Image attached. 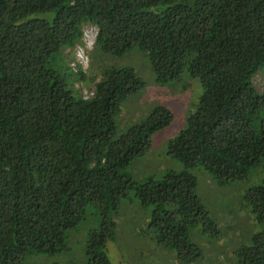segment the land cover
<instances>
[{
  "label": "trees",
  "instance_id": "1",
  "mask_svg": "<svg viewBox=\"0 0 264 264\" xmlns=\"http://www.w3.org/2000/svg\"><path fill=\"white\" fill-rule=\"evenodd\" d=\"M94 40L76 62L84 26ZM140 50L155 82L198 80L185 126L168 141L181 166L135 181L124 168L143 155L170 111L153 106L137 123L115 117L142 80L110 57ZM264 0H0V264L67 249L89 207L102 212L86 243L89 264H109L121 198L150 206L147 231L179 264H205L191 229L217 234L195 194V166L218 186L254 178L243 194L257 230L227 252L229 264H264ZM78 82L88 83L83 97ZM264 88V87H263ZM108 214V216H107ZM105 232V233H104ZM106 236V237H105Z\"/></svg>",
  "mask_w": 264,
  "mask_h": 264
},
{
  "label": "rangeland",
  "instance_id": "2",
  "mask_svg": "<svg viewBox=\"0 0 264 264\" xmlns=\"http://www.w3.org/2000/svg\"><path fill=\"white\" fill-rule=\"evenodd\" d=\"M90 26V25H88ZM84 26L83 30L86 29ZM110 64L131 66L143 85L122 103L115 122L118 128L139 122L156 105L166 107L171 114L168 125L150 134V146L147 151L135 157L125 168L135 181L147 175L160 176L167 170H179L180 164L167 153V143L185 126V119L194 108L201 91L197 79L188 77L184 72L177 80L157 83L154 80L146 56L134 48L119 57H110ZM88 67V62L83 70ZM258 90L264 89V79L260 73L253 78ZM88 83L78 82L81 93L88 92ZM191 172L196 177L195 194L199 198L207 215L216 223L217 234L199 227L191 229V241L199 246L205 255V264H229L231 248L249 243L250 235L257 230L243 194L255 179L228 183L218 186L201 166H195ZM132 191L121 198L115 214H110L114 222L111 237L105 236L104 254L109 264H179L174 252L158 245L147 231L150 206H140ZM108 216V214H107ZM102 212L87 207L83 221L66 235L67 249L52 255L41 253L26 254L22 264H89L86 255V243L91 233L99 234L106 230L101 224ZM105 233V232H104Z\"/></svg>",
  "mask_w": 264,
  "mask_h": 264
},
{
  "label": "built area",
  "instance_id": "3",
  "mask_svg": "<svg viewBox=\"0 0 264 264\" xmlns=\"http://www.w3.org/2000/svg\"><path fill=\"white\" fill-rule=\"evenodd\" d=\"M95 32H96V29L94 26H88L86 27V29L83 30L82 32V42H83V46H76V49H75V58H76V62H70V66L71 68L74 70V67L78 64L80 65H86V58L85 56L83 55V51L85 48H89L94 40V36H95ZM83 94V97H87V96H90L92 94L91 91H88V92H82Z\"/></svg>",
  "mask_w": 264,
  "mask_h": 264
}]
</instances>
